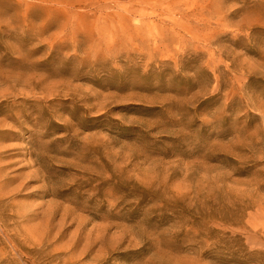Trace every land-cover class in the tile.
Masks as SVG:
<instances>
[{"label":"rangeland","instance_id":"1","mask_svg":"<svg viewBox=\"0 0 264 264\" xmlns=\"http://www.w3.org/2000/svg\"><path fill=\"white\" fill-rule=\"evenodd\" d=\"M0 264H264V0H0Z\"/></svg>","mask_w":264,"mask_h":264}]
</instances>
